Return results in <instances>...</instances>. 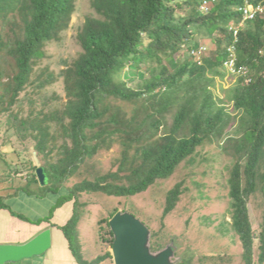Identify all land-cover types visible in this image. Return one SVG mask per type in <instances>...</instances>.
I'll use <instances>...</instances> for the list:
<instances>
[{
    "label": "trees",
    "instance_id": "obj_1",
    "mask_svg": "<svg viewBox=\"0 0 264 264\" xmlns=\"http://www.w3.org/2000/svg\"><path fill=\"white\" fill-rule=\"evenodd\" d=\"M77 1L0 0V79L9 77L0 82V116L10 112L19 117L11 110L21 103L28 85L44 91L63 82L66 99L41 95L38 112L30 97L31 112L15 124L14 136L23 145L32 142L47 173L46 184L40 185L32 151L30 156L25 146L18 149L23 154L18 161L31 176L27 191L38 197L58 194L52 213L73 201L68 222L54 225L64 232L78 263L100 264L113 257L108 251L92 262L84 259L80 194L136 196L171 177L199 147L221 143L233 129L226 140L233 157L227 184L230 228L242 242L245 264H256V241L258 263L264 264V227L254 229L249 208L255 193L261 191L264 197V18L257 17L241 31L238 63L250 72L228 92L230 109L214 85L217 77L229 74L224 63L232 42L230 26L239 24L240 7L247 0H211L208 11L202 7L204 0H91L96 13L86 18L77 35L82 51L56 79L49 69L36 66L47 44L63 41ZM201 37L216 46L199 63L190 48ZM8 58L15 61L11 74L2 69ZM137 77L141 81L132 86ZM115 146L122 148L117 170L97 173L89 167L100 151ZM83 170L89 176L67 186ZM33 183L38 188H32ZM181 192L180 184L168 192L165 215L176 208ZM0 206H8L2 198ZM117 211L101 220L100 234L111 246L110 219ZM165 246L160 233L153 232L151 249Z\"/></svg>",
    "mask_w": 264,
    "mask_h": 264
},
{
    "label": "rangeland",
    "instance_id": "obj_2",
    "mask_svg": "<svg viewBox=\"0 0 264 264\" xmlns=\"http://www.w3.org/2000/svg\"><path fill=\"white\" fill-rule=\"evenodd\" d=\"M90 3L91 0L77 1V10L72 17L70 27L63 33V41L47 44L46 55L39 61L36 69H46V71L49 69L57 79L61 70L67 66L68 61L71 62L78 56L82 51L77 40L79 29L89 15L96 13ZM200 39V42L208 44V54H212L216 44L207 37ZM14 66L15 61L11 58H8L7 62L3 60L2 69L5 73H13L11 69ZM8 79L9 77L6 76L1 78L0 82H5ZM34 79L37 81V74ZM237 80L238 78L235 76L226 75L217 77L214 85L215 92L225 100L230 109L232 106L228 101L227 94L237 84ZM140 81L141 79L137 77V80H131L130 84L137 86L136 84ZM41 95L46 97L57 95L66 99L65 86L63 82L56 81L52 86L40 91L37 85L30 84L20 96L21 103H17L11 110L12 114H19V117L15 118L10 112L0 116V141L5 140L7 143L5 150H2L0 154L9 156V163L17 164L23 154H18L16 151L24 149V146L27 149V154L31 156L30 152L34 146L30 141L23 145L20 138L14 136L15 124H19L21 119H26L30 114V97L36 100L34 103L36 112L41 109L39 100ZM171 122L172 119H169V125ZM233 133V129L229 130L221 143H207L199 147L196 153L184 161L171 177L158 180L147 191L136 196L116 197L102 192L80 194L81 204L78 206L79 211L77 212L81 214L79 234L84 259L92 262L108 251L112 253L113 245L106 243L100 234L101 220L109 218L112 211L118 208L122 211H129L140 218L148 225L152 234L159 232L166 246L173 244L176 250L175 257L180 259L177 264H183V261H187L186 264H245L242 242L230 228L232 221L231 198L227 184L233 157L232 149L226 140ZM121 157L122 148L119 146L102 150L89 161V167L97 173L114 171L118 169ZM1 163L7 171L10 170L9 163H5L4 160ZM27 174L29 175V173ZM86 176L89 174L83 170L82 174L67 182V186H73ZM18 181L23 182L19 178ZM178 184H180L182 192L177 206L171 213L165 215L168 192ZM64 191L63 193L68 192L66 189ZM57 195L47 198L45 207L39 210L38 214H42L44 218L38 219L40 225L45 223L44 221H54L53 213L55 211L52 213V207L56 202ZM71 207L74 210V206ZM249 208L254 229L262 230L264 227V197L261 191L251 197ZM55 245L57 247L50 250L49 255L55 253L59 259L60 256L66 257L71 254L60 245V242ZM259 254V242L256 241V264H259ZM50 262H52L51 259ZM57 262V264H61L62 261L58 260ZM64 262L68 263L66 260ZM100 264H115V261L113 257H109Z\"/></svg>",
    "mask_w": 264,
    "mask_h": 264
},
{
    "label": "crops",
    "instance_id": "obj_3",
    "mask_svg": "<svg viewBox=\"0 0 264 264\" xmlns=\"http://www.w3.org/2000/svg\"><path fill=\"white\" fill-rule=\"evenodd\" d=\"M5 142V140L0 141V152L5 150L7 144ZM31 151L33 153L34 147ZM8 158L9 156L6 154H0V198L8 205L7 207L0 206V244L26 243L43 230L47 228L52 230V247L47 252L40 256L8 264H57L58 260L62 261L60 262L61 264H66L64 262L65 260L68 261L67 264H79L64 232L59 229L58 226H55L64 225L68 222L73 212L71 207L73 203L67 202L63 207L57 208L53 214L54 221H44L45 223L40 225L38 219L41 217L42 219L44 218L42 214H38L39 210L45 207L46 199L50 198L51 195L38 197L35 194H30L27 191V183L30 181L31 176L27 174L26 165L23 166L19 161L17 164L15 162L14 164L9 163ZM2 160H4L5 163H9V171L3 167L4 165L1 163ZM18 178L22 179L23 182L18 181ZM38 186L39 185L36 183L32 184V188L34 189L38 188ZM57 242H60V245L71 254L66 257L60 256L59 259H57L55 253L49 255L48 252L57 247L55 245ZM50 259L52 262H50Z\"/></svg>",
    "mask_w": 264,
    "mask_h": 264
},
{
    "label": "water",
    "instance_id": "obj_4",
    "mask_svg": "<svg viewBox=\"0 0 264 264\" xmlns=\"http://www.w3.org/2000/svg\"><path fill=\"white\" fill-rule=\"evenodd\" d=\"M37 164L36 173L42 185L47 182V173L37 150L33 151ZM114 233L112 254L115 264H177L173 244L153 251L152 231L140 218L129 211L119 210L110 219ZM52 247V230L47 228L22 244H0V264L15 263L40 256Z\"/></svg>",
    "mask_w": 264,
    "mask_h": 264
},
{
    "label": "clouds",
    "instance_id": "obj_5",
    "mask_svg": "<svg viewBox=\"0 0 264 264\" xmlns=\"http://www.w3.org/2000/svg\"><path fill=\"white\" fill-rule=\"evenodd\" d=\"M211 0H204L202 7L204 11H208ZM241 20L239 24H232L230 31L232 34V42L227 46V59L224 63V68L228 71V75L239 78L244 75L247 76L250 72L248 66L238 63V43L240 41V34L247 23L257 19L261 16L264 18V0H260L258 4L247 0L244 5L240 7ZM191 54L196 60L201 63L203 58L208 56V44L199 42L197 46L190 48ZM251 79H249L250 81Z\"/></svg>",
    "mask_w": 264,
    "mask_h": 264
}]
</instances>
